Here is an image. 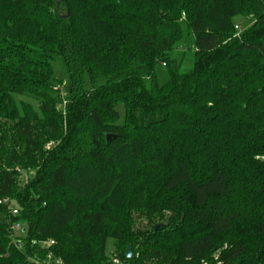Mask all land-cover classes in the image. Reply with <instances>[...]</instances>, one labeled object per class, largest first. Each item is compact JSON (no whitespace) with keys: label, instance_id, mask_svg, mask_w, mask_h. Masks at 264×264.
<instances>
[{"label":"trees","instance_id":"16d2710c","mask_svg":"<svg viewBox=\"0 0 264 264\" xmlns=\"http://www.w3.org/2000/svg\"><path fill=\"white\" fill-rule=\"evenodd\" d=\"M263 154L264 0H0V264H264Z\"/></svg>","mask_w":264,"mask_h":264},{"label":"rangeland","instance_id":"374dc122","mask_svg":"<svg viewBox=\"0 0 264 264\" xmlns=\"http://www.w3.org/2000/svg\"><path fill=\"white\" fill-rule=\"evenodd\" d=\"M253 21H254V18L252 15L242 14L236 18L235 24L237 26H239L241 29H245V28L249 27ZM190 40L193 43V37H191ZM193 44L191 45V48H189V49L176 50V51H173L171 54V56L173 58H175L176 60H180V59L184 58V62H183V66H182V70L184 72L191 70L193 67V59H194L193 58L194 57V45ZM156 70L158 73L159 82L161 84L167 82V80L169 79V75H168V71H167L166 66L163 64H158ZM56 76L59 78H62V82H58V84H57L58 87L61 89L65 88L67 76H66L65 68L61 64V62H58L56 65ZM22 99L30 102L33 107H36V108L38 107V101L37 100H35L29 96H24V97H22ZM120 107H121V110H123L122 106H120ZM0 220H1V217H0ZM143 223H146V221L141 222V224H143ZM114 249H115V247H114L113 240H109L108 245H107V253L110 254L111 252L114 251Z\"/></svg>","mask_w":264,"mask_h":264},{"label":"built area","instance_id":"2783aa9c","mask_svg":"<svg viewBox=\"0 0 264 264\" xmlns=\"http://www.w3.org/2000/svg\"><path fill=\"white\" fill-rule=\"evenodd\" d=\"M236 27L239 28V26H236ZM240 33H241V30H239L237 35H240ZM257 158L264 161V154L261 156H258ZM1 203L3 204L8 203V205L10 206L12 204L9 199L0 200V204ZM12 212L13 214H16L18 212V209L12 208ZM23 229H24L23 224L19 222L12 224V227H11L12 241L19 248L22 247L21 239L19 238V235L22 234ZM54 244H55V240L53 239L44 241V245L47 247H51ZM218 257H219V254L217 253L215 258L217 259ZM30 264H70V263H67L62 257L56 256L52 251H48L45 257H41L40 255L38 256L37 254L31 257ZM74 264H77V263H74ZM104 264H136V263L113 256ZM202 264H208V263L205 262ZM217 264H221V261H218Z\"/></svg>","mask_w":264,"mask_h":264},{"label":"water","instance_id":"95a60500","mask_svg":"<svg viewBox=\"0 0 264 264\" xmlns=\"http://www.w3.org/2000/svg\"><path fill=\"white\" fill-rule=\"evenodd\" d=\"M115 137L116 136L114 134H108L107 135V140L111 141V140L115 139ZM160 227H161V224L157 225L155 227V230H158ZM125 255H126L127 258H132L133 257V250H132V247L130 245L128 246V248L126 250V254Z\"/></svg>","mask_w":264,"mask_h":264}]
</instances>
